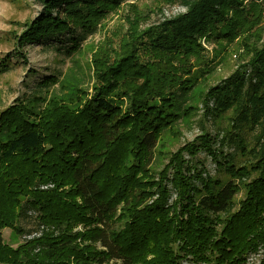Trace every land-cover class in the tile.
<instances>
[{
    "label": "trees",
    "instance_id": "trees-1",
    "mask_svg": "<svg viewBox=\"0 0 264 264\" xmlns=\"http://www.w3.org/2000/svg\"><path fill=\"white\" fill-rule=\"evenodd\" d=\"M41 1L17 43L89 50L93 81L51 75L42 86L54 91L0 112V264H264V0H156L187 10L146 26L154 7L128 0ZM126 5L127 31L86 50ZM203 38L239 43L255 81L240 68L207 87L208 109L236 116L222 139L205 131L173 152L168 135L195 115L214 69ZM5 228L26 238L14 247Z\"/></svg>",
    "mask_w": 264,
    "mask_h": 264
},
{
    "label": "rangeland",
    "instance_id": "rangeland-1",
    "mask_svg": "<svg viewBox=\"0 0 264 264\" xmlns=\"http://www.w3.org/2000/svg\"><path fill=\"white\" fill-rule=\"evenodd\" d=\"M134 3L142 12L148 13L149 7L157 5L156 0H128ZM43 2L41 0H0V112L13 105L14 103L27 99L37 90L54 91L58 84L50 86H42V82L46 77L51 75H61L64 77L66 73L73 70L87 85L92 83V62L91 53L87 50L92 45L100 46L108 37H113L115 32H125L129 27V23L125 19L128 14L133 18L134 11H129V6L117 14L111 15L110 19L103 23V26L90 34L84 42L86 44V52L82 55L72 53L68 54L66 47L62 44L51 42H35V43H17L26 28V23L35 19L43 10ZM186 6L181 3L165 4L161 7H154L152 13L147 20H143V26L157 24L156 22L169 18L178 13L186 12ZM88 43V44H87ZM202 45L209 52V56L215 59L212 65L214 69L211 74L206 75L207 80L202 81L198 90L200 96L197 98L195 105L198 107L196 113L191 118L182 121L179 125L178 135H168V147L173 152L177 151L187 142L196 139L200 134L209 131L212 135L222 139L225 134V128H228L230 118L236 116L234 111H228L223 116L214 115L213 111L208 109V105L204 102L208 100L209 107H215L214 99H205L207 87L211 85H219L226 78L233 75L238 69H244L247 82L255 81L252 78V67L249 63V54L240 49L239 43H223L222 45L208 43L203 38ZM8 62H3L8 60ZM5 63L7 65H5ZM246 65V66H242ZM198 89V88H197ZM207 109L210 112H207ZM229 144V143H228ZM226 145L223 150L225 152H238L234 146ZM221 147L216 144L215 147ZM235 149V150H234ZM186 158H189L186 155ZM198 158L204 162L205 168L211 175H217L221 171L216 168V163L206 152H200ZM227 177V176H226ZM244 195L240 192L239 198ZM35 214V213H34ZM23 227L29 231L37 226V220L34 215H30L28 219H23ZM3 236L6 242L17 247L26 236L17 235L12 229L5 228ZM247 264H260V255H252Z\"/></svg>",
    "mask_w": 264,
    "mask_h": 264
},
{
    "label": "built area",
    "instance_id": "built-area-1",
    "mask_svg": "<svg viewBox=\"0 0 264 264\" xmlns=\"http://www.w3.org/2000/svg\"><path fill=\"white\" fill-rule=\"evenodd\" d=\"M30 237V236H29Z\"/></svg>",
    "mask_w": 264,
    "mask_h": 264
}]
</instances>
